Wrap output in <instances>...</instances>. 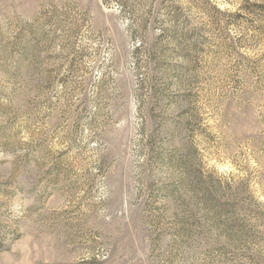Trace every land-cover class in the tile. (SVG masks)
<instances>
[{"label": "rangeland", "instance_id": "rangeland-1", "mask_svg": "<svg viewBox=\"0 0 264 264\" xmlns=\"http://www.w3.org/2000/svg\"><path fill=\"white\" fill-rule=\"evenodd\" d=\"M0 264H264V0H0Z\"/></svg>", "mask_w": 264, "mask_h": 264}]
</instances>
